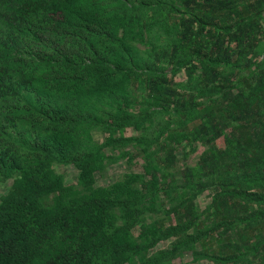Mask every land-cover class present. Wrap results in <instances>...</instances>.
<instances>
[{
	"label": "trees",
	"instance_id": "trees-1",
	"mask_svg": "<svg viewBox=\"0 0 264 264\" xmlns=\"http://www.w3.org/2000/svg\"><path fill=\"white\" fill-rule=\"evenodd\" d=\"M6 182L0 264H264V0H0Z\"/></svg>",
	"mask_w": 264,
	"mask_h": 264
},
{
	"label": "rangeland",
	"instance_id": "rangeland-1",
	"mask_svg": "<svg viewBox=\"0 0 264 264\" xmlns=\"http://www.w3.org/2000/svg\"><path fill=\"white\" fill-rule=\"evenodd\" d=\"M182 79V76H180ZM137 133L132 131H126L125 136L126 137H134ZM94 139L97 142H102V137L98 135H94ZM218 144L221 146L222 142L218 141ZM203 148L198 145L196 152L191 154L188 159L186 160V163L189 165H193L196 163L197 157L202 152ZM178 157H180V154H177ZM141 166L140 159H136L132 162V164H127L126 161L119 162L115 165H112L107 168L106 172L103 175L96 174L95 176V182L96 186H108L113 184L115 181H117L122 175H124L127 172L130 171H139ZM56 173L63 175L65 184H75L76 183V177H77V171L73 167H65L60 165H54L53 166ZM10 182L6 183H0V196L4 195L9 186ZM200 207H204L208 202L209 198L207 197V194H204L200 196L197 200ZM172 241H165L160 243L154 250L150 252V254H155L159 252H163L166 250H169L172 246ZM171 264H207L206 261H196L194 257L192 256L191 252H184L182 255L176 257Z\"/></svg>",
	"mask_w": 264,
	"mask_h": 264
}]
</instances>
